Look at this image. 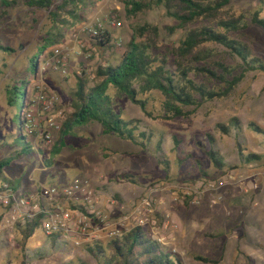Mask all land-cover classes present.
Listing matches in <instances>:
<instances>
[{
	"label": "rangeland",
	"instance_id": "obj_1",
	"mask_svg": "<svg viewBox=\"0 0 264 264\" xmlns=\"http://www.w3.org/2000/svg\"><path fill=\"white\" fill-rule=\"evenodd\" d=\"M3 10L7 14L0 24V45L15 50L0 48V160L13 154L17 156V151L27 145L18 141L20 134L34 151L18 156L4 169L8 178L22 186L17 191L18 196H38L44 189L88 180L93 187L102 188L106 198L112 197L117 202L114 207L104 208L111 220L108 234L123 228L117 219L125 215L114 216L116 211L129 209L133 212L144 198L149 197L152 205L143 214L148 219L143 225L145 232L157 240L163 238V245L177 253L185 264H207L196 260L195 254L218 260V264H245L247 257L250 264H264V133L249 127L255 123L264 131V72L250 71L240 77L243 72L241 61L219 44H207L211 57L206 61H200L199 55L193 54L180 58L177 48L186 32L177 28L178 22L167 15L164 7L129 16L121 0H101L85 12V23L70 30L61 44L47 50L41 47L45 36L42 26L47 23L45 11L23 5L1 9L0 14ZM259 11L264 16V5L257 0L235 2L229 13L243 16L247 26L229 35L249 44L253 53L264 60V30L252 23L253 15ZM97 18L105 21V29L112 34L113 47L100 48L85 34L82 54L76 55L72 40L74 31L85 24L91 25ZM111 18L118 19L123 25L111 28L107 24ZM135 30L140 31L137 41L149 46L148 54L154 68L165 61L166 69L175 71L179 60L186 63L191 60L189 65L194 71L188 70L189 77L218 92L226 91L235 77H240V81L225 97L202 102L197 109L187 108L192 110L189 117L172 120L165 118V97L160 92L142 90L140 84H135L150 115L127 98L116 100L115 111L125 120H140V129L154 134L152 143L144 148L128 140L122 141L114 134H104L102 126L95 123L79 127L67 136L61 154L55 155L52 148L61 132L55 133L52 143L47 146L28 130H20V116L25 104L36 94L38 87L60 95L57 112L64 118L71 111L70 94L79 73L86 72L91 80L98 66L107 61L113 65L120 63ZM67 49L70 50L69 75L64 77L52 71L50 64L56 50ZM38 51H41L39 68L35 70L31 59ZM199 68L206 71H197ZM6 75L9 79H4ZM15 86L17 90H14ZM8 89L13 94L8 93ZM9 96L14 98L12 104L8 102ZM233 118H237L242 127L240 138L233 127L230 133L224 134L217 126L222 123L230 127ZM174 135L182 141L179 148L175 147ZM210 135L215 139L213 147L224 156L228 165L223 170L215 168L208 156L207 151L212 148ZM238 139L247 152L261 155L262 161L244 163L237 148ZM159 140L170 160V170L159 163L155 149ZM179 157L187 159L184 164L178 161ZM45 159H52L53 164H44ZM202 168L207 176L201 174ZM128 173L137 177V184L125 176ZM119 177L123 181H119ZM242 179L246 180V187L256 183L259 188L246 192L239 182ZM110 181L115 183L108 184ZM113 187L125 198L115 195ZM11 214L0 204V264H23L24 261L26 264H97L86 250L87 243L75 246L70 240L72 245L69 246L63 240L67 244L55 249L51 244L53 238H48L42 229L28 239L24 248L18 223L8 226ZM130 220L133 219L125 221L123 229L137 221L129 225ZM137 223L136 226H140ZM174 225L177 228H173ZM107 239L113 238L109 235ZM38 248L45 251L42 258L31 256ZM27 256L31 257L28 259Z\"/></svg>",
	"mask_w": 264,
	"mask_h": 264
},
{
	"label": "trees",
	"instance_id": "obj_2",
	"mask_svg": "<svg viewBox=\"0 0 264 264\" xmlns=\"http://www.w3.org/2000/svg\"><path fill=\"white\" fill-rule=\"evenodd\" d=\"M99 1L101 0H0V10L23 5L30 9L45 11L47 23L42 26L45 27V36L41 47L43 50H47L61 44L70 30L85 23V12L94 8ZM237 1L239 0H121V3L129 16L147 12L154 7H164L167 15L178 22L177 28L186 32L185 38L177 48L180 58H186L193 54L199 55L200 61H206L211 57L207 44H219L241 61L243 72L240 77H243L244 73L250 71L264 72V60L253 53L249 44L229 35L232 32H239L247 26L243 16L237 17L229 13L232 10V5ZM257 1L261 6L264 5V0ZM6 14L5 10L0 14V24ZM252 23L264 30V16L260 11L253 15ZM140 30L142 29L140 28ZM139 35L140 31L135 30V35L127 44L120 63L113 65L107 61L98 66L91 80L86 72L78 75L76 86L70 94L72 97L71 111L64 117L60 139L52 148L55 155L61 154L67 136L72 135L79 127L95 123L102 126L104 134H114L122 140L131 141L138 147L144 148L146 144L152 143L154 134L142 131L140 120H125L115 111L116 100L127 98L139 106L144 113L149 114L146 102L139 98V92L134 87L135 84H140L142 90L150 89L160 92L165 97L164 112L167 113L165 118L172 120L177 117H189L192 110H186L187 108L197 109L202 102L225 97L230 91L229 89H232L240 81V77H235L234 81L229 82V88L226 91L218 92L189 77L188 70L194 71L191 70L193 67L189 65L191 60L188 63L179 60L175 71H168L165 61L154 68L153 61L148 54L149 46L137 41ZM92 39L95 41V45L100 48L111 49L113 47L112 34L106 29L102 30L100 36ZM0 48L15 50L2 45ZM40 54L41 51H38V54L31 59L32 67L35 70L39 68ZM197 71H206V69L199 68ZM14 90H17V86L14 87ZM111 90L114 91L113 94L110 93ZM8 93H11L10 89H8ZM24 98L26 100V93ZM13 100L14 98L9 96V104H12ZM217 126L224 134L230 133L233 127L236 129L237 136L241 137L242 127L237 118L231 119L230 127L222 123ZM249 127L255 132L264 133L255 123H251ZM20 130H23V112L20 116ZM209 137L212 148L208 149V156L215 168L223 170L228 165L224 156L213 147L215 139L211 135ZM18 141L27 145L21 151H17V156L13 154L0 160V181H2L0 191L3 190L2 183H8L12 190L17 191L21 185H16L12 179L8 178L4 174V169L17 160L18 156L30 155L34 152L31 145L25 141L23 134L19 135ZM173 141L175 147L179 148L181 139L174 135ZM237 148L244 163H258L263 159L261 155L247 152L246 147L239 139ZM155 149L158 153L159 163L166 170H170L171 163L160 140ZM185 160L187 159L183 157L178 159L181 164H184ZM44 164L52 165L53 160L45 159ZM201 174L208 175L203 168ZM125 176L132 183H138L135 175L128 173ZM42 218L43 215H39L35 219L27 220L24 224H17L22 232L21 242L24 248H26L28 239L42 229ZM48 238H53L51 244L55 249L63 248L62 246L67 243L69 246L72 245L69 240L62 239L60 234ZM63 240L67 243H63ZM86 248L88 253L95 258L97 264H185L177 253L151 237L142 226L133 227L123 236L113 238L107 243L96 240L92 244H87ZM33 252L31 256L37 258L45 256V251L40 248ZM31 256H27V258L29 259ZM194 258L207 264H218V260L202 255L195 254ZM23 264L26 262L24 261ZM246 264H250L248 257Z\"/></svg>",
	"mask_w": 264,
	"mask_h": 264
},
{
	"label": "built area",
	"instance_id": "obj_3",
	"mask_svg": "<svg viewBox=\"0 0 264 264\" xmlns=\"http://www.w3.org/2000/svg\"><path fill=\"white\" fill-rule=\"evenodd\" d=\"M107 24L111 28H120L123 25L116 18L107 20ZM104 29L105 21L97 18L91 25L85 24L79 30H75L72 35V40L75 43L74 53L78 56L82 54L84 48L82 39L85 34H88L91 39L96 38ZM69 58L70 50H56L50 64L52 71L67 77L69 75ZM60 103L61 97L57 92L38 87L36 94L29 98L25 104L23 130H28L30 134L42 140L40 142L47 146L50 145L54 134L60 132L64 122L62 113L57 112ZM239 182L246 192L259 188L256 183L251 187H246L247 183L244 179ZM1 187L3 190L0 191V204L12 212L11 217L7 220L10 227L19 221L24 224L27 220L43 215L42 231L46 236L60 234L62 238L72 240L75 246L98 240L101 231L110 227L111 220L102 208V200L106 195L101 189L93 187L88 180L76 181L60 188L44 189L38 196H18L8 183H3ZM106 199L109 207L116 206L117 202L114 198ZM151 205L152 202L148 197L144 198L141 204L134 209L132 218L138 219L140 226L144 225L146 221L148 222L143 214L145 215L146 209ZM128 219L131 217L125 216L118 220L120 226L124 228L125 221ZM123 228L112 230L111 237H121L129 231ZM173 228H177V226L174 225ZM163 240L158 237V241L161 243H164Z\"/></svg>",
	"mask_w": 264,
	"mask_h": 264
},
{
	"label": "crops",
	"instance_id": "obj_4",
	"mask_svg": "<svg viewBox=\"0 0 264 264\" xmlns=\"http://www.w3.org/2000/svg\"><path fill=\"white\" fill-rule=\"evenodd\" d=\"M5 66V65H4ZM2 71H0V74H2L1 73ZM9 75H6L5 76V78L4 79H9ZM103 131V130H102ZM122 140V139H121ZM123 141V140H122ZM118 180L119 181H123L120 177L118 178ZM104 183V182H103ZM115 182L114 181H110L108 184H114ZM3 184V183H2ZM98 184L99 185H97L98 187L99 186H101L100 185V183L98 182ZM105 184V183H104ZM22 188V186H20V189ZM99 189H102V188H99ZM113 189H114V192H115V195H119V196H121L123 199L125 198V197H123V194H122V192L119 190V189H115V187H113ZM104 190V189H103ZM17 191H19V188L17 189ZM17 191H15L16 193H18ZM106 201H107V199H106V197H104L103 198V200H102V208L104 209V208H106L105 206H107L108 204L106 203ZM121 214H123V215H125V216H129V217H131V219H133V220H130L129 221V225L131 224V222H135L136 220V223H134V224H132L131 225V227L130 226H128L127 228H126V230H130L131 228H133V227H135L136 226V224H138L137 222L139 221L138 219H134V218H132V214H133V212H131V211H129V209H122V210H120V211H116L115 213H114V216H119V215H121ZM125 216H122V217H125ZM121 217V218H122ZM121 218H119V219H117V221L118 220H120ZM135 220V221H134ZM142 227H143V225H141ZM144 229H146L145 227H143ZM102 232V231H101ZM110 234H108V229L107 228H105V229H103V232L99 235L100 237H101V241H104V242H106V241H109V239H107V236H109ZM62 238V237H61ZM62 239H64V238H62ZM66 240H69V239H66ZM70 241V240H69ZM87 244H90V243H87ZM246 264V263H245Z\"/></svg>",
	"mask_w": 264,
	"mask_h": 264
}]
</instances>
